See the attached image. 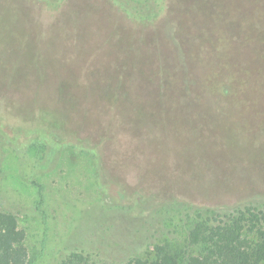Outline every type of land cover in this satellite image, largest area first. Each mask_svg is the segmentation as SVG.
I'll use <instances>...</instances> for the list:
<instances>
[{
	"label": "rangeland",
	"instance_id": "374dc122",
	"mask_svg": "<svg viewBox=\"0 0 264 264\" xmlns=\"http://www.w3.org/2000/svg\"><path fill=\"white\" fill-rule=\"evenodd\" d=\"M259 1L0 0V208L24 264L183 251L201 218L264 207Z\"/></svg>",
	"mask_w": 264,
	"mask_h": 264
},
{
	"label": "trees",
	"instance_id": "16d2710c",
	"mask_svg": "<svg viewBox=\"0 0 264 264\" xmlns=\"http://www.w3.org/2000/svg\"><path fill=\"white\" fill-rule=\"evenodd\" d=\"M116 3L121 6L119 2ZM255 4L262 10V1L250 2V5ZM164 6L167 11L168 0H164ZM254 13L252 11L251 16L243 19L242 23L247 28H258L261 35L264 30V21L252 18ZM157 16V20L154 21H158L161 17ZM220 18L221 16H218V20ZM207 21L209 23L208 19L203 18L204 23ZM223 21L227 19L224 18ZM238 27L237 31L240 32L242 27ZM192 76L190 71L187 77L192 78ZM5 86L13 85L7 86L5 83ZM205 88L203 85L204 90ZM49 121L51 127H60L52 120ZM38 132L48 138L55 135L52 131L46 132L42 128ZM185 240L186 249L178 252H171L164 245H157L153 258L132 257L120 263L95 262L86 258L81 252H72L63 264H264V207L245 205L243 208H236L233 206L230 214L221 216L218 213L217 218H201L188 231ZM190 247L198 250L195 253L188 252ZM25 260L23 231L18 227L15 215L0 208V264H24Z\"/></svg>",
	"mask_w": 264,
	"mask_h": 264
}]
</instances>
